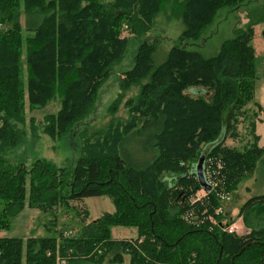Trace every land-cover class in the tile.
<instances>
[{"label": "trees", "instance_id": "trees-1", "mask_svg": "<svg viewBox=\"0 0 264 264\" xmlns=\"http://www.w3.org/2000/svg\"><path fill=\"white\" fill-rule=\"evenodd\" d=\"M254 1L0 0V228L26 204L47 213L107 194L115 205L113 213L82 219L72 236L1 237L0 264H56L57 254L66 264H119L125 255L130 264H264L263 193L238 209L246 235L226 233L208 219L195 224L184 218L192 210L200 219L206 209L204 215L221 221L225 216L214 214L219 193L235 190L264 157L253 131L256 75L250 44L252 26L264 21V4L216 55L202 57L180 46L199 39L220 9L233 12ZM166 6L184 29L154 68V44L142 36ZM123 27L141 38L133 66L120 79L123 89L142 84L131 119L87 147L74 168L44 160L27 168L15 152L24 136L17 125L24 123L25 95L36 107L58 94L61 107L44 115L43 130L52 138L67 134L87 115L123 56L128 45ZM245 118L252 141L243 149L226 145V139L238 137L237 125ZM145 134L148 146L130 156L127 147ZM201 155L204 174L221 164L220 179L201 202L190 205L188 197L200 188L194 169ZM120 224L137 227L138 236L113 238L110 228Z\"/></svg>", "mask_w": 264, "mask_h": 264}, {"label": "rangeland", "instance_id": "rangeland-1", "mask_svg": "<svg viewBox=\"0 0 264 264\" xmlns=\"http://www.w3.org/2000/svg\"><path fill=\"white\" fill-rule=\"evenodd\" d=\"M263 4L264 0H255L248 6H243L233 12L227 8L220 9L214 23L203 31L199 39L194 41L183 40L180 46L188 51H197L202 57L216 55L221 44L233 37L236 28H244L249 17H255V12L260 11ZM263 26L264 21L257 22L252 26L251 45L255 44L254 41H264ZM183 29V22L171 14L169 6L154 16L149 29L142 36L149 43L154 44L150 52L154 68L162 64L173 45L178 44ZM22 33L23 36L27 34L24 31ZM121 37L128 39V45L123 56L112 66L110 74L96 91L92 107L87 115L73 124L64 136L52 138L43 130L44 115L56 114L61 107L59 95H55L44 106L36 107L28 105L25 95L24 123L17 125L24 130V136L20 144L16 145L15 152L21 156L27 168L35 160L49 161L59 168H74L78 158L86 153L87 147H96V143L102 141L105 134L114 133L117 127L122 128L131 119L130 107H133L138 100L142 84H132L123 89L120 87V79L124 78L125 71L133 66L141 38L132 37L124 27L121 31ZM22 62L23 78L25 79V61ZM249 121V118L240 119L237 125L238 137L226 139L225 144L243 149L249 141H252ZM136 138L135 144L127 147L130 156L133 155L132 151L137 154L141 148L148 146V135L145 134ZM180 187L182 188V186ZM223 191L227 198L220 201L222 213L219 215L225 216L221 221L235 217L239 207L250 196L264 194V157L258 161L251 176L244 178L235 190ZM177 203L179 202L177 201ZM114 211V202L107 194L85 197L68 203V206L58 207L55 211L47 213L26 204L21 210L9 217L8 226L0 228V238H22L25 240L30 237L58 236L59 233L72 236L78 233L82 219L87 223L105 213H113ZM216 221L218 220L216 219ZM110 234L115 239H135L138 236V229L135 226L112 225ZM92 264L111 263L104 260ZM119 264H130L129 256L125 255L124 261Z\"/></svg>", "mask_w": 264, "mask_h": 264}, {"label": "built area", "instance_id": "built-area-1", "mask_svg": "<svg viewBox=\"0 0 264 264\" xmlns=\"http://www.w3.org/2000/svg\"><path fill=\"white\" fill-rule=\"evenodd\" d=\"M263 30H264V26H263ZM219 169H221V164L219 162L216 163V168H212V169H210L209 167L206 168L205 178L207 183L211 186V189L209 191H211L212 189L218 186L220 178H218L217 175L220 173ZM209 191H205L200 187L198 190H196L188 197L187 199L188 204L194 205L198 202H201L202 199L206 197ZM226 196L227 195L224 194V192H220L219 193L220 201L227 198ZM205 211L206 209L202 211V218L198 219L197 215L194 214L195 213L194 211L188 210L184 214V218L189 219L190 221H192V223L195 224L203 222L204 219H208V221L211 224L218 225L222 229V231L237 236H242L249 233V230L244 225L243 218L241 215L236 214L235 217L228 218L225 221H216V218L213 215H204ZM220 213H222L221 205L214 208L215 215H219ZM66 263H67L66 258L61 257L58 254L56 255V264H66Z\"/></svg>", "mask_w": 264, "mask_h": 264}, {"label": "crops", "instance_id": "crops-1", "mask_svg": "<svg viewBox=\"0 0 264 264\" xmlns=\"http://www.w3.org/2000/svg\"><path fill=\"white\" fill-rule=\"evenodd\" d=\"M254 42L255 44L252 45L255 55L254 65L256 79L254 83L255 103L252 104V110L254 112L253 131L256 136L257 145L262 147L264 146V41Z\"/></svg>", "mask_w": 264, "mask_h": 264}, {"label": "water", "instance_id": "water-1", "mask_svg": "<svg viewBox=\"0 0 264 264\" xmlns=\"http://www.w3.org/2000/svg\"><path fill=\"white\" fill-rule=\"evenodd\" d=\"M204 160H205V156L201 155L195 164L194 172L200 187L205 191H209L211 189V186L207 183L205 178Z\"/></svg>", "mask_w": 264, "mask_h": 264}]
</instances>
